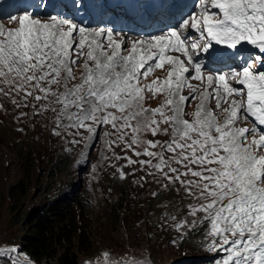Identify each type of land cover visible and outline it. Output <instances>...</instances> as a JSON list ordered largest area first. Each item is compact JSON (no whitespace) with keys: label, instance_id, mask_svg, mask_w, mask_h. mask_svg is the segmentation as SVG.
Listing matches in <instances>:
<instances>
[{"label":"snow or ice","instance_id":"1","mask_svg":"<svg viewBox=\"0 0 264 264\" xmlns=\"http://www.w3.org/2000/svg\"><path fill=\"white\" fill-rule=\"evenodd\" d=\"M183 3L170 0L172 23H150L159 34L135 40L127 18L111 16L112 27L86 23L91 14H108L96 0H37L36 8L52 9L45 19L31 10L0 11L17 25L0 23V84L9 89L0 94L46 101L36 114L54 112L53 134L72 137L69 144L90 150L102 136L109 150L144 146L135 152L150 158L141 165L155 170L149 175L159 177L162 190L183 188L188 201L174 211L163 205L161 228L183 239L187 230L206 226L202 245L227 253L216 264H264V0ZM157 70L166 76L150 80ZM160 95L159 106H146ZM193 101L195 110L186 112ZM249 118L255 124L242 127ZM108 125L114 131L103 132ZM149 133L169 139L145 140ZM16 252L2 246L0 260L21 264ZM88 264H150V257L105 250Z\"/></svg>","mask_w":264,"mask_h":264},{"label":"rangeland","instance_id":"2","mask_svg":"<svg viewBox=\"0 0 264 264\" xmlns=\"http://www.w3.org/2000/svg\"><path fill=\"white\" fill-rule=\"evenodd\" d=\"M0 20V23H4L7 27L17 26L5 18H0ZM76 75L77 81L74 83L78 82L79 71ZM156 76L163 78L166 72L157 70L149 79H154ZM233 85L240 87L234 82ZM0 88H4L5 92L9 91L3 84H0ZM37 94L39 93H34V95ZM24 95L23 92L19 95L15 92L9 95L0 94V247L19 249L20 238L23 234L22 228L29 225L27 219L29 214L42 207L45 200L43 192L48 190L51 192L59 187L65 189L69 186L74 192V197L80 194L81 202L85 199L89 200V208L86 201L83 204L86 212L84 216L88 217L96 228L95 245L90 253L81 257V264L98 262L102 259V253L105 250L109 251L113 257H121L126 253H132L141 259L150 257V264H216L227 255L225 252L211 251L204 247L202 245L204 240L199 241L194 238L196 233L187 238V235L192 233L189 232L190 230H187L186 235L181 239L180 231L173 230L167 225L161 228L160 217L166 210L163 207L165 204L159 206L160 212H154L151 209V197H153L152 193L156 192L155 182L159 177L149 175L155 170L148 165H141L140 161H146L150 159L149 157L135 155L137 151L142 152L144 146L134 145L129 149L125 148L124 144H120L119 146L113 145L109 150L105 148L102 136L90 150L85 148L83 143L69 144L67 140L72 137L64 138L53 134L56 115L54 112L49 110L36 114L46 101H36L34 96L25 100ZM184 95H188V90H185ZM13 99L16 103L12 102ZM163 99L162 95L149 99L146 101V106L155 108L163 102ZM24 104L27 106H22ZM195 106L196 102L193 101L191 107L186 108V112L191 113L195 110ZM56 107L59 109V105ZM211 107L215 109L214 102ZM185 118L191 119L190 115ZM253 124L255 121L249 118V121L241 126L252 127ZM161 127H167V125H161ZM102 130L103 132L114 131L110 125L103 126ZM100 132L101 129H98V133ZM83 135L87 136L88 133L83 132ZM109 138L115 139V136ZM143 138L163 142L167 141L169 136L157 134L153 137L149 133ZM75 139L81 138L77 136ZM32 145L36 150L34 165L31 169L30 184L24 187L20 182L23 179L22 165L25 159L18 155V150L27 149ZM67 149L73 155L70 166L65 171H58L57 174L49 173L56 156L60 157ZM82 150L86 156L81 155ZM153 150L159 151L160 149ZM168 155L170 154L165 153L166 157ZM129 158L134 163H129ZM155 162L153 160V163ZM115 173L118 174L119 180L127 178L129 182L126 185L127 199L123 208V217L117 227H112L107 209L108 202L111 199L114 200L120 193L118 188L110 184L112 175ZM136 180H139L141 186L132 183ZM161 182L167 183L164 180ZM176 187H180L179 184ZM180 192H183L185 196L183 188H180ZM165 196L168 198V195ZM153 208L156 209L157 206ZM174 209L170 205L167 210L174 211ZM88 210L91 211L88 212ZM18 218H23L24 222L18 223ZM190 238L197 240L196 243H187L186 239ZM173 241L175 244L172 243ZM13 258L18 259L21 264H32L18 251L13 253ZM0 264H12V262L3 259L0 260Z\"/></svg>","mask_w":264,"mask_h":264},{"label":"trees","instance_id":"3","mask_svg":"<svg viewBox=\"0 0 264 264\" xmlns=\"http://www.w3.org/2000/svg\"><path fill=\"white\" fill-rule=\"evenodd\" d=\"M35 154L36 150L33 145L27 149L20 148L18 150V155L25 159L22 165L23 179L20 182L24 187L28 183L30 184ZM72 160L73 155L67 149L60 157L56 156L49 173L57 174L58 171L67 170ZM118 177L117 173L112 175L110 183L111 186H115L120 191L118 197L108 202L107 209L112 227H117L120 223L127 199L126 185L129 180L127 178L119 180ZM132 183L141 186L139 180ZM155 188L157 195L151 197V209L154 212H160L159 206L162 204H168V209L170 205L172 208H183L184 203L188 202L184 200L183 192L177 194L175 190H162L156 182ZM73 193L72 188L69 186L65 189L59 187L51 192L50 190L43 192L45 200L42 207L29 214L27 218L29 225L22 228L23 234L20 238L19 249L17 251L32 264H81V257L92 251L96 242V228L91 220L84 216L86 212L83 208L85 201L89 208V200L85 199L84 202H81L79 200L80 194L74 197ZM165 195H168V198ZM153 206H157V208L154 209ZM90 211L88 210V212ZM22 221L24 222L23 218H18V223ZM205 227L191 229L189 232L192 233L188 232L187 238L196 233L194 238L199 241L204 240ZM186 240L187 243L193 242V244L197 241H194L193 238Z\"/></svg>","mask_w":264,"mask_h":264},{"label":"bare ground","instance_id":"4","mask_svg":"<svg viewBox=\"0 0 264 264\" xmlns=\"http://www.w3.org/2000/svg\"><path fill=\"white\" fill-rule=\"evenodd\" d=\"M15 2V0H0V3H10V4H13ZM114 5H111V7H113ZM42 19V18H41ZM1 21V20H0ZM152 33L153 34H159V33H157V32H155V31H152ZM144 35H146V34H142L141 36H132L131 38L133 39V40H135V39H139V38H143V36ZM174 54V53H173ZM176 55H180L179 53H176ZM181 59H185L186 60V58L185 57H183V56H181ZM209 72H211V71H209ZM192 83H200L199 81H195V80H193L192 81Z\"/></svg>","mask_w":264,"mask_h":264}]
</instances>
